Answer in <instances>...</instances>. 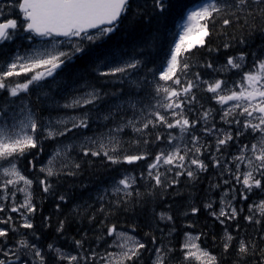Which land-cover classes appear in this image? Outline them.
I'll return each instance as SVG.
<instances>
[{
  "label": "snow or ice",
  "instance_id": "6c2138e0",
  "mask_svg": "<svg viewBox=\"0 0 264 264\" xmlns=\"http://www.w3.org/2000/svg\"><path fill=\"white\" fill-rule=\"evenodd\" d=\"M97 166L99 207L74 203ZM146 252L264 264V0H0V264Z\"/></svg>",
  "mask_w": 264,
  "mask_h": 264
},
{
  "label": "trees",
  "instance_id": "16d2710c",
  "mask_svg": "<svg viewBox=\"0 0 264 264\" xmlns=\"http://www.w3.org/2000/svg\"><path fill=\"white\" fill-rule=\"evenodd\" d=\"M12 47L14 48L15 45H12ZM33 100H35V95H33ZM47 111L45 110L44 111V115H47ZM69 115H72L73 113L69 112L68 113ZM53 115H56V113H53ZM218 118V117H217ZM102 129L98 128L96 123H94L92 125V128L85 133V135H92L93 132H98V131H101ZM125 138H127V134L125 135ZM45 148H46V153H50L54 148H55V144H52V143H46L45 145ZM73 155H77V153H73ZM44 159H47V154L45 155ZM97 165H99V161H97ZM85 169H87V165H85ZM131 171V169H129ZM134 175H139V171L137 170L136 172L133 173ZM112 175H115L114 173L110 172V171H106L102 168H100L99 166H97L96 168L93 169V174H89L88 171H85L83 176L81 177L82 181L86 184H88L89 186V190L88 192H85L83 194V196L81 198H77L75 199L73 202L74 203H81L83 204L85 201H87V204H92L94 208H98L99 207V203L98 202H95V196H96V193H97V190L99 191H103L106 187H108V183H109V177L112 176ZM204 186L207 185L208 183V179L207 177L204 178ZM200 193L202 194L203 192V188H201L200 190ZM77 192L79 193V189H77ZM89 195L92 197L91 199H89ZM215 198L218 200L219 198V193H216V196ZM200 199V196L198 195L197 196V200ZM253 200L257 199L256 196H253L252 197ZM72 205L69 204L66 208H65V212L68 211V208H70ZM239 207V205H237ZM246 207V205H245ZM43 209H44V214H48V211L50 209V205L47 201L44 202V205H43ZM160 209L157 208V211H159ZM173 214H176L175 213V209L173 210ZM100 218H103V217H100ZM119 221L121 223H127L125 217L123 215H121L119 217ZM184 223L183 220L181 219H177V222H176V227L177 229L179 230L181 228V225ZM37 224H39V217L37 218ZM205 224H208V238H207V241L203 243V246L210 249L212 252H218L219 249L218 248H215L213 247V244H212V234L215 233L217 236H219L220 232H221V228L220 226L217 224L215 228H212L211 227V221L210 220H205L204 218V215L202 214L200 216V219L198 221V225L199 226H203ZM94 226H89L88 225V221L87 219H85L83 221V228L87 229L88 230V235L89 237L92 238L93 240V244L95 245V236H94V233L92 231V228ZM200 230V227H198L195 231H199ZM70 231H75V226L70 230ZM165 231H167V229H165ZM136 235L138 237H141L143 235V231L141 230H137L136 232ZM157 235H159V233H157ZM182 237V232H180L178 235H176L172 242L175 244V246L178 248L179 247V240L181 239ZM109 243H111V240L108 241ZM105 248V244L104 243H100L99 245V251L101 253H103V250ZM112 250V249H110ZM178 255L177 254V258H178ZM142 264H151V260L149 259V253H145L144 254V258H143V261H142Z\"/></svg>",
  "mask_w": 264,
  "mask_h": 264
},
{
  "label": "rangeland",
  "instance_id": "374dc122",
  "mask_svg": "<svg viewBox=\"0 0 264 264\" xmlns=\"http://www.w3.org/2000/svg\"><path fill=\"white\" fill-rule=\"evenodd\" d=\"M114 250V249H113Z\"/></svg>",
  "mask_w": 264,
  "mask_h": 264
}]
</instances>
